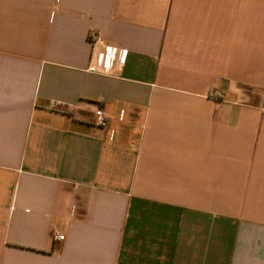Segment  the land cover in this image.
<instances>
[{"label":"crops","instance_id":"0c3cea01","mask_svg":"<svg viewBox=\"0 0 264 264\" xmlns=\"http://www.w3.org/2000/svg\"><path fill=\"white\" fill-rule=\"evenodd\" d=\"M0 264H264V0H0Z\"/></svg>","mask_w":264,"mask_h":264},{"label":"built area","instance_id":"2783aa9c","mask_svg":"<svg viewBox=\"0 0 264 264\" xmlns=\"http://www.w3.org/2000/svg\"><path fill=\"white\" fill-rule=\"evenodd\" d=\"M91 40L96 48L101 40L97 35H91ZM128 54L127 50H120L108 45H104L102 51L97 54V63L105 72L111 71L119 64H122ZM216 95H220L217 93ZM95 125L99 128H106L108 125L109 117L101 107H98L95 112ZM125 118V111L119 114V121L123 122ZM57 241H63L64 236L60 235L55 238Z\"/></svg>","mask_w":264,"mask_h":264}]
</instances>
